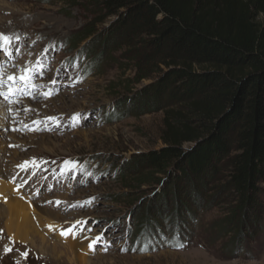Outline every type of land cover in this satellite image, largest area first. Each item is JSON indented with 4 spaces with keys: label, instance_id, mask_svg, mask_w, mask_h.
Listing matches in <instances>:
<instances>
[{
    "label": "rangeland",
    "instance_id": "rangeland-1",
    "mask_svg": "<svg viewBox=\"0 0 264 264\" xmlns=\"http://www.w3.org/2000/svg\"><path fill=\"white\" fill-rule=\"evenodd\" d=\"M94 10L87 0H0V34L13 37L0 50L2 90L9 91V76L31 72L11 103L0 98L9 119L0 136V152H8L0 171L12 165L13 152L19 165L12 168L27 167L7 182L44 239L24 247L0 235V252L13 264H82L68 250L78 239L86 241L88 264H264V183L244 216L223 188L221 171L211 181L150 176L137 186L146 172L139 156L162 147L163 113L148 112L158 77L137 73L141 45H129V26L118 29L113 17ZM85 27L90 35H77ZM175 187L188 209L202 202L194 220H173ZM37 208L49 224L38 226ZM155 222L163 235L148 243L141 225L150 231ZM60 253L63 261L54 257Z\"/></svg>",
    "mask_w": 264,
    "mask_h": 264
},
{
    "label": "trees",
    "instance_id": "trees-1",
    "mask_svg": "<svg viewBox=\"0 0 264 264\" xmlns=\"http://www.w3.org/2000/svg\"><path fill=\"white\" fill-rule=\"evenodd\" d=\"M87 2L118 29L129 26V45L143 49L135 48L137 73L158 77L148 112L163 113L162 147L139 156L146 172H137L135 184L150 176L211 181L221 171L223 188L244 216L264 183V0ZM90 33L85 27L77 35ZM175 190L173 220H194L202 202L188 209ZM141 226L148 243L163 235L156 222L150 231ZM183 234L176 228L174 241Z\"/></svg>",
    "mask_w": 264,
    "mask_h": 264
},
{
    "label": "bare ground",
    "instance_id": "bare-ground-1",
    "mask_svg": "<svg viewBox=\"0 0 264 264\" xmlns=\"http://www.w3.org/2000/svg\"><path fill=\"white\" fill-rule=\"evenodd\" d=\"M11 34H13V33H11ZM15 106H17L16 107V110H18L19 109L18 105H15ZM5 114H6L5 104H4L3 101L0 100V136L1 135H4L6 133V130H5V127L7 126V123L6 122L9 121V119L7 120V118H8L6 116L7 114L6 115ZM14 117H16V114L13 115V118ZM6 150H8V149H6ZM6 153H8V152H5V151L4 152L3 151L0 152V165H1V160H4V159L6 160V158H5L6 157L5 156ZM13 153L15 155L9 160L12 163V165L10 164L11 167L8 166L6 168V170H4L5 171L4 173L2 171H0V200H2L3 202H5V205L4 206H1L0 205V232H1V230H3V234L0 233V235H1V237H3L4 235L5 236H11V235H13L14 241L15 242L16 241L19 242L21 244V246H24L25 247V245H29L30 244L29 245L30 247H32V246L35 247V243H36L35 242V237H37L38 239H40L42 242L44 241V239L42 238V235H41L42 233L41 234L39 233V231L41 229L38 231V229L35 228V226H34L35 223L32 222L33 220L30 219V213H28L29 210L27 209V206L22 203L23 201L20 202V200H19V197H20L19 194H12L11 193V190H12V188H13L14 185L13 186L11 185L12 188L10 189V184L7 182L8 180H9V182H11V180L15 177V175L17 176V174H23L27 170V167L21 168L20 171H19V168H17V167H16V169H13L12 168V166L19 165V163L16 161V159L18 158V156H17L16 152H13ZM3 169H5V168H3ZM9 169H10V171H9ZM19 178H18V180H19ZM20 199H23V196L22 195H21ZM34 212L37 213V217L38 218H37L36 221L38 222V226H45V224H47V223L49 224L50 221L47 222V221H44L43 218H41V216H42L41 214H45L46 213V211L44 209H38L37 208ZM35 215L36 214H34V216ZM58 223L53 222L54 225H58ZM42 231L44 232V230H42ZM46 231H47V229H46ZM48 233L50 234V231H48ZM59 236H61V235H59ZM73 240H75V239H73ZM27 242H29V244ZM85 242L83 240H78L77 239V240L74 241V243H70L68 245V250L70 251V254L73 255L72 258L75 261L81 262L82 264H88V262L86 263V257L88 256L89 249L86 248L87 246H86ZM3 245H5V243L3 244V242L1 241L0 242V247H2ZM10 251H12V248L10 249ZM40 252L44 253L45 251H42L40 249ZM55 256H56V258H59L58 260H60V259L62 260L63 259L62 257H64L62 253H60L59 256L54 254V257ZM69 261L72 262V259L69 260ZM0 264H13V259L9 257L8 253L0 252Z\"/></svg>",
    "mask_w": 264,
    "mask_h": 264
},
{
    "label": "snow or ice",
    "instance_id": "snow-or-ice-1",
    "mask_svg": "<svg viewBox=\"0 0 264 264\" xmlns=\"http://www.w3.org/2000/svg\"><path fill=\"white\" fill-rule=\"evenodd\" d=\"M12 42H13V37H8V36H4L3 34H0V50H4L7 46H11ZM30 80H31V72L28 71L27 69L24 70V74H22L18 80L14 76H9L8 77L9 91L5 93L2 90L4 88V81L2 79V71H0V98H3L4 101L7 103H11L12 102L11 96L15 95L16 91L21 90L19 85L29 83ZM68 163H69L68 161L65 162V164H68ZM60 235L66 237L68 233L61 231ZM92 247H93V244L90 243L89 248L91 249ZM122 250H126V249H122ZM141 251H144V249H141Z\"/></svg>",
    "mask_w": 264,
    "mask_h": 264
}]
</instances>
